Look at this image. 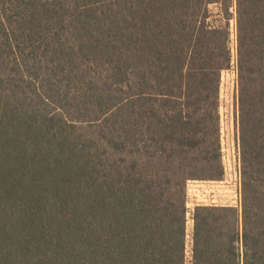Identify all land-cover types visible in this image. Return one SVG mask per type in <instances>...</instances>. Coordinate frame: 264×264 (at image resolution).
<instances>
[{
	"label": "trees",
	"instance_id": "16d2710c",
	"mask_svg": "<svg viewBox=\"0 0 264 264\" xmlns=\"http://www.w3.org/2000/svg\"><path fill=\"white\" fill-rule=\"evenodd\" d=\"M234 65L240 205L186 258ZM0 264H264V0H0Z\"/></svg>",
	"mask_w": 264,
	"mask_h": 264
},
{
	"label": "rangeland",
	"instance_id": "374dc122",
	"mask_svg": "<svg viewBox=\"0 0 264 264\" xmlns=\"http://www.w3.org/2000/svg\"><path fill=\"white\" fill-rule=\"evenodd\" d=\"M230 31L233 39V53H235L234 19L230 20ZM219 99V140L223 176L220 180H191L187 184L186 258L190 256L191 217L195 206H233L239 208L240 205L242 178L239 149L238 87L235 65L221 73ZM238 185H240V196L237 195ZM210 200H215L217 205H209Z\"/></svg>",
	"mask_w": 264,
	"mask_h": 264
},
{
	"label": "built area",
	"instance_id": "2783aa9c",
	"mask_svg": "<svg viewBox=\"0 0 264 264\" xmlns=\"http://www.w3.org/2000/svg\"><path fill=\"white\" fill-rule=\"evenodd\" d=\"M237 195L240 196V185H238V188H237ZM188 195V193H187ZM196 201H199V200H196ZM198 203H202V202H198ZM209 205H217V203H215V200H210V204Z\"/></svg>",
	"mask_w": 264,
	"mask_h": 264
}]
</instances>
